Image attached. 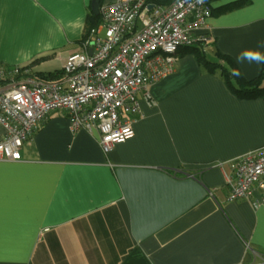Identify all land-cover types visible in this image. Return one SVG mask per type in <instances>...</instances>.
I'll list each match as a JSON object with an SVG mask.
<instances>
[{"label": "crops", "instance_id": "1", "mask_svg": "<svg viewBox=\"0 0 264 264\" xmlns=\"http://www.w3.org/2000/svg\"><path fill=\"white\" fill-rule=\"evenodd\" d=\"M91 2L0 0V66L59 75L84 52ZM197 34L211 39L207 61L217 52L244 80L260 75L236 57L264 53V0H215ZM184 49L139 97L130 140L104 153L60 110L21 161L0 162V264H264V201L230 202L226 184L232 162L264 146V99L234 95Z\"/></svg>", "mask_w": 264, "mask_h": 264}, {"label": "built area", "instance_id": "2", "mask_svg": "<svg viewBox=\"0 0 264 264\" xmlns=\"http://www.w3.org/2000/svg\"><path fill=\"white\" fill-rule=\"evenodd\" d=\"M214 1L153 6L116 0L99 9L100 23L89 31L84 52L66 57L57 79L40 80L28 67L0 66V162L21 161L33 132L60 110L71 133L96 131L104 153L133 138L139 97L148 99L147 88L172 73L180 48L210 44L197 32ZM232 164L228 201L255 194L264 201V146Z\"/></svg>", "mask_w": 264, "mask_h": 264}, {"label": "trees", "instance_id": "3", "mask_svg": "<svg viewBox=\"0 0 264 264\" xmlns=\"http://www.w3.org/2000/svg\"><path fill=\"white\" fill-rule=\"evenodd\" d=\"M175 1L176 0H148V3L153 6H169ZM99 17L100 16L92 15L91 23L87 28V33L100 23ZM209 45L210 44L204 45L202 43H198L191 47H185L182 54H193L196 56L198 62L203 65L206 71L218 72L230 91L239 98L248 100L257 98L264 99V63H260V75L251 81H246L241 77V75L234 76L232 74L233 70L237 68L229 57L215 52L216 61H207L205 59V48ZM35 76L43 81H50L58 78L56 73L48 75L35 73Z\"/></svg>", "mask_w": 264, "mask_h": 264}, {"label": "clouds", "instance_id": "4", "mask_svg": "<svg viewBox=\"0 0 264 264\" xmlns=\"http://www.w3.org/2000/svg\"><path fill=\"white\" fill-rule=\"evenodd\" d=\"M236 61L237 63H244L246 61L249 63H264V53L254 50H244L242 53L237 54ZM232 74L239 76L240 72L238 69H234Z\"/></svg>", "mask_w": 264, "mask_h": 264}, {"label": "water", "instance_id": "5", "mask_svg": "<svg viewBox=\"0 0 264 264\" xmlns=\"http://www.w3.org/2000/svg\"><path fill=\"white\" fill-rule=\"evenodd\" d=\"M152 6L149 8L151 9ZM99 9H100V0H92L91 2V10L95 16L99 14ZM90 54V52H89Z\"/></svg>", "mask_w": 264, "mask_h": 264}]
</instances>
